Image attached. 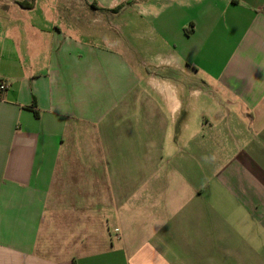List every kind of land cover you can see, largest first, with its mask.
<instances>
[{"label":"crops","instance_id":"obj_1","mask_svg":"<svg viewBox=\"0 0 264 264\" xmlns=\"http://www.w3.org/2000/svg\"><path fill=\"white\" fill-rule=\"evenodd\" d=\"M0 81V264H264V0H0Z\"/></svg>","mask_w":264,"mask_h":264},{"label":"rangeland","instance_id":"obj_2","mask_svg":"<svg viewBox=\"0 0 264 264\" xmlns=\"http://www.w3.org/2000/svg\"><path fill=\"white\" fill-rule=\"evenodd\" d=\"M88 11L86 10L85 18L90 24L85 25L83 39L94 40L102 46H109L113 44V40H116L115 44L132 42L137 49H141L144 44L152 42L158 35L156 29L142 24L136 9L122 10L113 17V20H110L105 13L97 16L94 12Z\"/></svg>","mask_w":264,"mask_h":264},{"label":"trees","instance_id":"obj_3","mask_svg":"<svg viewBox=\"0 0 264 264\" xmlns=\"http://www.w3.org/2000/svg\"><path fill=\"white\" fill-rule=\"evenodd\" d=\"M120 8H121V6H118V7H116L115 9H109V10L112 11V12H114V13H117V12L120 11ZM1 92H2V91H0V97H1Z\"/></svg>","mask_w":264,"mask_h":264},{"label":"built area","instance_id":"obj_4","mask_svg":"<svg viewBox=\"0 0 264 264\" xmlns=\"http://www.w3.org/2000/svg\"><path fill=\"white\" fill-rule=\"evenodd\" d=\"M6 88V83L0 81V91H3Z\"/></svg>","mask_w":264,"mask_h":264}]
</instances>
